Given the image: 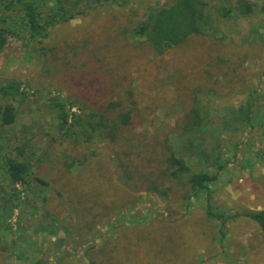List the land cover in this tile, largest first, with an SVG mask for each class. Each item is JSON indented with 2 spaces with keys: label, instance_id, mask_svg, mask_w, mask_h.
<instances>
[{
  "label": "rangeland",
  "instance_id": "1",
  "mask_svg": "<svg viewBox=\"0 0 264 264\" xmlns=\"http://www.w3.org/2000/svg\"><path fill=\"white\" fill-rule=\"evenodd\" d=\"M69 1L67 9L78 10L75 0ZM168 1L114 0L87 17L50 27L49 38L32 43L20 2L0 0L1 26L10 34L0 55V88L22 81L21 90L28 93L15 103L18 115L11 131L0 125V191H11L4 157L12 156L17 145H27L26 155L36 152L44 158L41 172L50 183L47 200L35 182L30 188L17 186L19 208L9 223L13 230L0 225V264H23V252L49 264H89V257L114 264L113 249L124 247L125 236L129 243L142 245L155 237L160 244V218L172 214L178 220L184 211L179 200L184 189L162 176L168 174L166 143L194 170L215 172L206 160L225 165L212 202L226 216L264 210V124L224 129L221 118L227 107L244 104L250 91L262 102L256 111L264 113V44L253 47L248 32L263 19L264 0H248L256 8L247 18L234 11L237 0H204L212 22L202 29L218 31L193 36L163 55L122 37L123 29L144 20L149 8ZM223 9H231L230 16L224 18ZM51 97H67L75 104L72 111L83 116L105 113L116 129H99L91 144L75 143L76 138L58 131L54 112L45 107ZM1 103H6L3 94ZM110 103L120 107L109 109ZM194 109L203 125L189 133ZM125 114L131 124L121 127ZM51 136L56 140L47 145ZM93 152L91 169L75 171L78 182L58 163ZM162 191H170L169 196ZM78 199L81 203H72ZM205 203L190 202V219L176 223L186 257L173 264H264V231L248 218H229L220 241V222L206 217ZM41 218L66 231L57 237L39 233ZM136 227L147 228L131 235ZM197 228L205 234L196 237Z\"/></svg>",
  "mask_w": 264,
  "mask_h": 264
},
{
  "label": "trees",
  "instance_id": "2",
  "mask_svg": "<svg viewBox=\"0 0 264 264\" xmlns=\"http://www.w3.org/2000/svg\"><path fill=\"white\" fill-rule=\"evenodd\" d=\"M17 1L20 2L24 9L22 18L27 24L26 26L29 31L28 39H30L32 43H39L41 40L49 38L50 27H55L60 23L74 21L82 16L87 17L92 11L104 4L113 2L114 0H75L73 3L78 10L74 11H70L66 7V4L70 2L69 0L64 4H61L62 2L58 0L53 5H50V3L56 0H41V3L39 0ZM80 3H82L83 6ZM79 6L82 7L79 8ZM206 6L207 4L204 0H169L166 3L149 8L144 20L136 22L132 28L130 27V29H123L122 37L125 40L132 41L138 45H151L155 52L163 55L171 48L187 43L193 36L205 34L209 30H213V32L218 31L217 29H202L204 26L210 25L212 22V18L206 13ZM255 8V4L248 0H237L233 9L242 18H247L255 13ZM61 10L63 11L62 14ZM223 11L224 18L230 16L232 13L231 9H223ZM261 13L264 14V6L261 8ZM256 27L257 29H248V32L249 37L252 36L253 47L258 49L259 46L264 44V16ZM9 35L8 31L1 26L0 21V55L5 51L9 43ZM22 85L23 82L19 81L17 84H8L0 88V95L3 94L6 99V103L0 104V125L3 128L9 127L10 131L11 126L15 124L18 115V108L15 103L19 102V98L24 100L28 97V93L21 90ZM250 92L252 95L250 94L248 96V100L244 104L237 108L227 107L228 112H226L225 115H221V118L224 121L222 125L224 129L237 123H244L252 127L263 126L264 113H259L255 109L257 105L262 102H260L261 100L257 96L256 91ZM253 94H256V96ZM74 106L75 104L70 102L67 97H51L49 99V105H45V107L54 112L55 117L58 120V131L66 136L76 138L75 143L82 141L83 143L91 144L94 135L99 129H105L109 125L114 126V130L116 129L114 121L111 120L110 116H105V113L91 111L87 116H83V112L78 114L72 111ZM114 107H120V105L117 103L109 104V109ZM81 111L83 110L81 109ZM191 114L194 119L190 122V125L186 127V131L189 133L195 132V128H201L203 125L202 115L198 109H194ZM257 114H259V116H257ZM120 117L121 127H127L131 124L130 117L127 114L121 115ZM7 131L8 130H5V137L10 134V132ZM111 136L114 139L116 138L115 133H112ZM55 140L56 137L51 136L46 144L52 145L51 142ZM166 145L167 152L163 153V155H165V165L167 166L168 174H162V176L165 180H172L184 189L179 196V200L181 198L182 204L184 205V211L178 217V220L172 219V214H169L170 216L167 218H160V244L155 237L152 241L146 239V241L142 242V245L129 243L127 242L126 236L123 237L122 242L126 241L124 247H114L113 249L114 264H147V260L143 259L144 257L156 259L157 264H173L178 259H184L186 254L182 251L185 245L180 243V236L176 233V230L178 229L176 223L179 224L190 219L191 211H189V203L193 201L198 202L205 199L206 206L204 207V212L206 217L211 221L220 222V237H218V240L220 241L223 240V237L226 235L225 225L229 218H248L254 221L264 231V210L246 214H236L232 217H228L222 210H219L213 204L212 197L215 192L213 186L221 178L225 165L216 166L214 163H210L206 160V167L214 168L215 172L210 173L208 170H194L184 157L177 155L175 151H171V147L168 143H166ZM25 149H27V145H17L12 151V156L4 157L5 173L9 184H11V191H0V211H3L4 216L2 217V213L0 214V225L7 227L11 232L13 228L9 223L14 210L19 208V203L17 201L19 191L17 186L20 185L30 188L31 182H35L36 186L40 187L41 194H44L43 200H47V191L45 187H50L49 181L43 178L41 172L44 158L41 157V155L37 156L36 152L28 153L29 155H26L27 152ZM29 150H31V147ZM46 151L48 152V150H45L44 155L47 154ZM95 156L96 153L93 152L90 155H84L82 157H64L63 160H58V163L64 168L65 175L68 174L72 179H76V182H78V176H75V171L83 168L91 169L92 160ZM162 176H160V178ZM153 177L157 176L153 174ZM49 179L53 180L54 183L57 182L52 177ZM71 184L72 183H70V186ZM162 192L164 196H169L170 191ZM82 195L83 194H81V197ZM72 203H81V201L78 199L77 201H72ZM105 208L109 209L110 205L107 204ZM72 209L78 213L75 208ZM40 220L41 221L37 222L39 225L37 231L39 233H48L57 237L60 232L66 231L62 225H58L54 221L46 222L45 220H42V218ZM174 222V225L171 224ZM166 223L170 225H167ZM146 228L147 227H136L131 229L130 233L131 235H134L132 231L136 230L141 233ZM198 228L194 232L195 236H203L205 232ZM153 230L156 231L155 228ZM145 247L146 251L144 250ZM108 248L109 247L105 248V253L108 252ZM22 250L26 251L24 248ZM86 258H88L87 255ZM22 259L23 264H49V261H43L42 259L36 260V257L29 254L27 255V253L24 254V252ZM88 260L89 264H103L101 262H96V260H93L90 257Z\"/></svg>",
  "mask_w": 264,
  "mask_h": 264
}]
</instances>
